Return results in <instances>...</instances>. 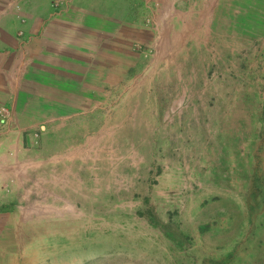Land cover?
Wrapping results in <instances>:
<instances>
[{"label":"rangeland","instance_id":"374dc122","mask_svg":"<svg viewBox=\"0 0 264 264\" xmlns=\"http://www.w3.org/2000/svg\"><path fill=\"white\" fill-rule=\"evenodd\" d=\"M240 11L91 150L33 151L40 174L0 200V264H264V0Z\"/></svg>","mask_w":264,"mask_h":264},{"label":"crops","instance_id":"0c3cea01","mask_svg":"<svg viewBox=\"0 0 264 264\" xmlns=\"http://www.w3.org/2000/svg\"><path fill=\"white\" fill-rule=\"evenodd\" d=\"M235 6L256 0H0V200L40 174L44 143L95 147L96 121L238 23Z\"/></svg>","mask_w":264,"mask_h":264},{"label":"built area","instance_id":"2783aa9c","mask_svg":"<svg viewBox=\"0 0 264 264\" xmlns=\"http://www.w3.org/2000/svg\"><path fill=\"white\" fill-rule=\"evenodd\" d=\"M1 112H2V114H4L5 116H8V111H7L5 108L1 109Z\"/></svg>","mask_w":264,"mask_h":264}]
</instances>
